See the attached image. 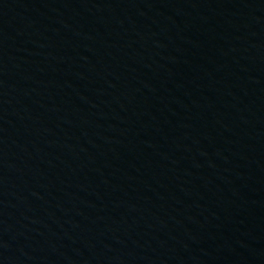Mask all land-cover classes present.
I'll use <instances>...</instances> for the list:
<instances>
[{
    "label": "water",
    "instance_id": "obj_1",
    "mask_svg": "<svg viewBox=\"0 0 264 264\" xmlns=\"http://www.w3.org/2000/svg\"><path fill=\"white\" fill-rule=\"evenodd\" d=\"M0 264H264V0H0Z\"/></svg>",
    "mask_w": 264,
    "mask_h": 264
}]
</instances>
